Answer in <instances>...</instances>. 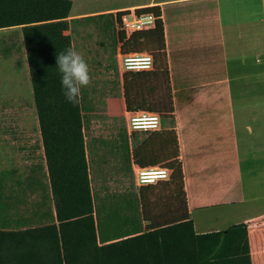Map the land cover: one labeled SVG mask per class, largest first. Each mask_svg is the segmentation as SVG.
<instances>
[{"label":"trees","instance_id":"trees-1","mask_svg":"<svg viewBox=\"0 0 264 264\" xmlns=\"http://www.w3.org/2000/svg\"><path fill=\"white\" fill-rule=\"evenodd\" d=\"M71 8V0H0V29L21 28L57 221L35 228H0V264H264V216L225 230L195 231L174 125L147 132L132 145L138 165L163 163L173 170L169 181L139 187L144 227L98 243L83 107L81 99L78 104L67 101L56 65V56L73 48ZM137 13H153L155 27L128 39L120 32L121 49L152 52L154 69L123 75L125 107L159 112L175 123L160 7ZM122 15H111L115 24ZM124 143L129 162L127 132Z\"/></svg>","mask_w":264,"mask_h":264},{"label":"crops","instance_id":"crops-1","mask_svg":"<svg viewBox=\"0 0 264 264\" xmlns=\"http://www.w3.org/2000/svg\"><path fill=\"white\" fill-rule=\"evenodd\" d=\"M74 1L79 0H71L70 27L120 11L160 7L174 127L195 231L225 230L264 216V0H86L97 4L76 11ZM38 146L43 175L34 173L29 182L33 199L24 210V228L57 222L41 140ZM89 152L86 144L91 181L100 168ZM11 174L0 170V218L5 207L11 211L7 197L19 183ZM93 199L99 244L144 227L138 194L124 203L127 209L111 203L104 210L94 193ZM195 213H201L197 220ZM104 222L110 228L120 223L122 229L102 233ZM1 228L14 229L10 219Z\"/></svg>","mask_w":264,"mask_h":264},{"label":"rangeland","instance_id":"rangeland-1","mask_svg":"<svg viewBox=\"0 0 264 264\" xmlns=\"http://www.w3.org/2000/svg\"><path fill=\"white\" fill-rule=\"evenodd\" d=\"M85 1H74L75 11L78 7L91 8L100 0L92 3ZM70 30L73 49L83 56L91 75V83L82 89L81 103L89 158L97 161L100 168L97 175L92 174V191L104 210L111 203L127 209L129 207L124 203L129 204L130 199L138 194L139 187L135 185L131 162L126 159V121L115 57L114 18L106 15L72 22ZM173 125L170 117L162 118L161 130ZM135 133L131 148L141 142L147 132ZM40 140L21 28L0 29V170L11 171L13 180L19 182L13 185L10 197H7L12 208L9 211L5 207L2 211L0 228L8 219L14 229L26 226L24 210L33 199V187L29 182L34 173L43 175L37 154ZM200 215L195 213L193 217L197 220ZM101 225L102 233L122 229L120 223L112 228L106 222L105 226Z\"/></svg>","mask_w":264,"mask_h":264},{"label":"built area","instance_id":"built-area-1","mask_svg":"<svg viewBox=\"0 0 264 264\" xmlns=\"http://www.w3.org/2000/svg\"><path fill=\"white\" fill-rule=\"evenodd\" d=\"M155 22L156 17L153 13L139 14L135 10H127L123 11L120 22L117 21L115 24L117 41L115 57L119 70L120 91L123 100L126 132L130 145L131 135L135 132L160 131L162 128V116L159 112L145 110L129 111L126 109L124 103L123 75L127 72L152 71L154 69V56L152 52L148 51L131 53L123 52L121 49L123 41L119 39V34L120 32H123L125 39H128L137 32L154 29ZM130 162L135 185L137 187L156 185L160 182L169 181L171 179L173 170L166 167L163 163L142 167L134 162L132 155Z\"/></svg>","mask_w":264,"mask_h":264},{"label":"clouds","instance_id":"clouds-1","mask_svg":"<svg viewBox=\"0 0 264 264\" xmlns=\"http://www.w3.org/2000/svg\"><path fill=\"white\" fill-rule=\"evenodd\" d=\"M56 65L61 73V85L68 102L78 104L82 97V89L91 83V75L87 62L72 47L56 56Z\"/></svg>","mask_w":264,"mask_h":264},{"label":"bare ground","instance_id":"bare-ground-1","mask_svg":"<svg viewBox=\"0 0 264 264\" xmlns=\"http://www.w3.org/2000/svg\"><path fill=\"white\" fill-rule=\"evenodd\" d=\"M2 30V29H1Z\"/></svg>","mask_w":264,"mask_h":264}]
</instances>
